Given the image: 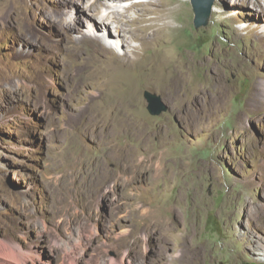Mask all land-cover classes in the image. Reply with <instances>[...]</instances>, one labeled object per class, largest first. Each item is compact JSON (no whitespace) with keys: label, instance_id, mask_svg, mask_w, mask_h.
Masks as SVG:
<instances>
[{"label":"rangeland","instance_id":"obj_1","mask_svg":"<svg viewBox=\"0 0 264 264\" xmlns=\"http://www.w3.org/2000/svg\"><path fill=\"white\" fill-rule=\"evenodd\" d=\"M166 1L0 0V264H264L240 237L264 250V0H173L202 94L133 69L141 122L117 127L122 64L166 44L139 16Z\"/></svg>","mask_w":264,"mask_h":264},{"label":"bare ground","instance_id":"obj_2","mask_svg":"<svg viewBox=\"0 0 264 264\" xmlns=\"http://www.w3.org/2000/svg\"><path fill=\"white\" fill-rule=\"evenodd\" d=\"M158 5L161 8L155 10V13H156L155 16L146 17L145 15H142V16H139V19L142 22H145L144 30L151 32L150 36H151L152 42L158 43V41L165 39V41H164L166 43L165 47H162L159 50L155 51L156 55L152 54L150 56L149 55L144 56L141 53L142 56L134 58V60H132V62L130 61L131 63L130 62L129 63L124 62L122 64V68H121L122 75H120V76L122 79L128 81V84H129L128 90L125 92L116 91V95H114V97H111V99L108 101V106L110 108H114L115 106H117V104L121 107L120 112H117V119L115 120V124L117 127H124L125 126V127L131 129V127H133L134 125H137L141 122L140 117L138 116L137 112L130 109L131 104L133 102H136V100H137V96H136L137 91H138L137 85L139 84V82H137V80L131 76V71L133 69L136 72H138L140 70L141 75H143V74L145 75L144 76L145 80L154 81L156 84H158L161 87L165 86V83L169 81L172 83L173 89L179 87V88H182V90L184 91L183 87L186 88L187 83L193 81L192 87H191L192 94L195 96H199L200 94H202L203 87H204L203 84L200 81L192 80L193 78L191 75V67L188 66V64H187V63H189V61H187L185 59V57L182 53L177 51L176 46H175V42H174L178 38L179 31L182 27L178 23L179 21L176 18V14L184 11L187 8V5L184 1L176 4L173 0L166 1L165 3L158 4ZM121 7H125V5L121 6ZM94 21H95L97 28L99 27L103 31V38H101L102 39L101 40L102 45H105V42H104L105 39H107V41L111 42V46L113 45L115 47H117L116 45H120V43L123 45H126V43H127V45H128V43L130 42L128 39H126L124 36H122L123 29H121V27H118V28L116 27L118 33H114L111 31L110 25L105 23V21H103V23H101V21H100V23H98V21H96V20H94ZM90 28L91 27H89L88 29L90 30ZM113 43H116V45H114ZM105 47H106V45H105ZM105 47H103L104 50H106ZM148 47H150V46H147L146 48H148ZM109 65L110 66L108 68L111 70V72H113V69H116V68L113 66V64H109ZM116 81H118V79L115 80L114 82H116ZM182 105L186 106L185 102H183ZM96 121H97V119H96ZM81 129H83V128H81ZM84 129H85V127H84ZM92 132H93V130H92ZM103 132H104V130H103ZM124 133L126 134V132H124ZM80 150L81 151H80L79 158L82 159L80 161V163L83 165H86V164L89 165L90 164L89 159L88 160L85 159V158H88V155L85 152V148L83 145L81 146ZM153 157L154 156H151V158H153ZM161 158L162 157H159V159H158V161H159L158 167H161V164H160ZM115 161H116L115 157H113L111 162L115 163ZM129 183H130V181H129ZM168 225L169 224L165 221L162 226L166 228ZM150 229H151V227H150ZM156 229H157V227H153V229H151V230H156ZM156 231H158V230H156ZM250 233L251 232L249 230H242L240 237L243 241V244H245V247H247V248L256 247L257 249L255 251H256V253H258V254H256L257 257L259 259L264 260V250L260 249V247H262L260 241L252 238ZM195 249H198V248H195ZM247 250H249V249H247ZM165 254H167V253H165ZM180 256H181V258L185 257L184 252ZM182 259H184V258H182ZM152 262L154 264H170L168 259L166 258V256L162 255V253L160 256L153 259Z\"/></svg>","mask_w":264,"mask_h":264},{"label":"water","instance_id":"obj_3","mask_svg":"<svg viewBox=\"0 0 264 264\" xmlns=\"http://www.w3.org/2000/svg\"><path fill=\"white\" fill-rule=\"evenodd\" d=\"M191 2L195 10L208 13L212 8L214 0H191ZM145 97L148 101V109L153 115H158L168 109V105L162 100L160 95L146 91Z\"/></svg>","mask_w":264,"mask_h":264}]
</instances>
